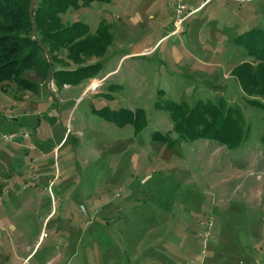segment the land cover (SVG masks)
Listing matches in <instances>:
<instances>
[{
    "label": "rangeland",
    "instance_id": "374dc122",
    "mask_svg": "<svg viewBox=\"0 0 264 264\" xmlns=\"http://www.w3.org/2000/svg\"><path fill=\"white\" fill-rule=\"evenodd\" d=\"M183 2L201 8L179 33L177 0L69 11L63 22L90 35L110 25L106 50L78 62L63 50L58 63L44 45L71 83L34 71L37 92L0 85V264H264V104L231 71L254 63L237 38L264 30V0ZM93 64L95 78L79 71ZM221 97L251 124L243 146L153 138L173 129L158 102ZM122 109L144 110L147 125L109 118Z\"/></svg>",
    "mask_w": 264,
    "mask_h": 264
},
{
    "label": "trees",
    "instance_id": "16d2710c",
    "mask_svg": "<svg viewBox=\"0 0 264 264\" xmlns=\"http://www.w3.org/2000/svg\"><path fill=\"white\" fill-rule=\"evenodd\" d=\"M95 2L111 3L112 0H0V85L6 88L10 83L24 91L37 92L38 83L29 77L31 72L45 80L49 75L58 84L71 83V70H55L51 61L43 59V46L50 47L55 62L61 63L59 52L68 51L76 62L83 53L106 50L112 41L110 25L101 21L96 33L91 34L87 23L75 21L65 24L62 15L89 6ZM38 34V36L36 35ZM243 44L247 55L254 60L243 62L232 71L240 82L242 91L252 105L262 106L264 99V30L252 29L237 38ZM101 65L80 67L87 71V78H95ZM74 72V71H73ZM80 72V73H81ZM262 99V100H261ZM158 109L170 113L173 122L171 132H156L153 138L172 146L176 142L214 140L230 150L238 149L249 139L252 128L239 105L229 104L223 97L215 100H197L192 104L166 100L156 104ZM257 106V105H256ZM120 125L131 124L136 130L147 125L148 119L142 109L120 110V116H109ZM264 143V137H262Z\"/></svg>",
    "mask_w": 264,
    "mask_h": 264
},
{
    "label": "built area",
    "instance_id": "2783aa9c",
    "mask_svg": "<svg viewBox=\"0 0 264 264\" xmlns=\"http://www.w3.org/2000/svg\"><path fill=\"white\" fill-rule=\"evenodd\" d=\"M178 5L176 7V11L178 13V20L176 22V29L174 30L176 33H179V29L181 24L194 12H196V9H190L189 6L183 2V0H177ZM16 137V134H12L11 136H5L7 139H13Z\"/></svg>",
    "mask_w": 264,
    "mask_h": 264
},
{
    "label": "crops",
    "instance_id": "0c3cea01",
    "mask_svg": "<svg viewBox=\"0 0 264 264\" xmlns=\"http://www.w3.org/2000/svg\"><path fill=\"white\" fill-rule=\"evenodd\" d=\"M202 4H203V0H202ZM195 5H196V4H195ZM197 7H199V5H198ZM200 8H201V7L196 8V10H197V11H198V10L200 11ZM197 11H196V12H197ZM196 14H197V13H196ZM144 50H146V49H144ZM141 53H142V52H141ZM247 58H248V57H247L246 55H244V56H243V60L241 59L240 62L235 63L236 65L234 66V68L231 69V71H233V70L236 68V66H238L239 64H241V63H243V62H246V61H247ZM222 96H223V95H222ZM223 98H224V97H223ZM216 99H217V98H216Z\"/></svg>",
    "mask_w": 264,
    "mask_h": 264
}]
</instances>
